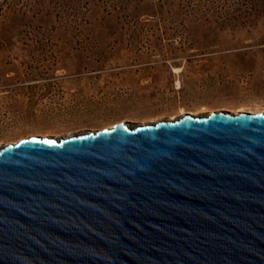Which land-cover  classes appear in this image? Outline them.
I'll list each match as a JSON object with an SVG mask.
<instances>
[{
	"label": "water",
	"instance_id": "obj_1",
	"mask_svg": "<svg viewBox=\"0 0 264 264\" xmlns=\"http://www.w3.org/2000/svg\"><path fill=\"white\" fill-rule=\"evenodd\" d=\"M0 264H264V112L3 146Z\"/></svg>",
	"mask_w": 264,
	"mask_h": 264
},
{
	"label": "rangeland",
	"instance_id": "obj_2",
	"mask_svg": "<svg viewBox=\"0 0 264 264\" xmlns=\"http://www.w3.org/2000/svg\"><path fill=\"white\" fill-rule=\"evenodd\" d=\"M231 2L209 22L171 0H44L1 14L0 149L122 121L264 111V0Z\"/></svg>",
	"mask_w": 264,
	"mask_h": 264
},
{
	"label": "trees",
	"instance_id": "obj_3",
	"mask_svg": "<svg viewBox=\"0 0 264 264\" xmlns=\"http://www.w3.org/2000/svg\"><path fill=\"white\" fill-rule=\"evenodd\" d=\"M44 0H0V15L7 12L21 11L31 7L41 5ZM174 1L181 10L192 16L195 20L209 22L219 14V12L230 13L235 8L231 0H171ZM241 4L243 10L249 14L248 18L257 13L258 5L249 2L237 1ZM222 3V5H219ZM235 3V2H234ZM218 21V20H215Z\"/></svg>",
	"mask_w": 264,
	"mask_h": 264
},
{
	"label": "bare ground",
	"instance_id": "obj_4",
	"mask_svg": "<svg viewBox=\"0 0 264 264\" xmlns=\"http://www.w3.org/2000/svg\"><path fill=\"white\" fill-rule=\"evenodd\" d=\"M238 110H240V111H231V110H225V111H217V112H220V113H223V114H228V115H232V116H238V115H241V114H243V113H247V112H249V111H243L241 108L240 109H238ZM258 112V111H257ZM259 112H260V110H259ZM264 112V111H263ZM252 113H256V112H252ZM188 114H191V113H186L185 115H188ZM185 115H183L182 117H184ZM193 116H196V117H202L201 115H197V114H192ZM204 116H206V115H204ZM182 117H180V118H182ZM177 119H179V118H177ZM173 120H175V119H173Z\"/></svg>",
	"mask_w": 264,
	"mask_h": 264
}]
</instances>
